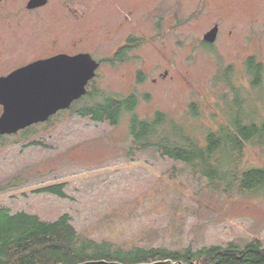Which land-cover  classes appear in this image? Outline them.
Listing matches in <instances>:
<instances>
[{
  "label": "rangeland",
  "instance_id": "374dc122",
  "mask_svg": "<svg viewBox=\"0 0 264 264\" xmlns=\"http://www.w3.org/2000/svg\"><path fill=\"white\" fill-rule=\"evenodd\" d=\"M29 1L0 0V77L59 53H89L101 66L91 94L71 108L0 136V204L47 222L70 214L81 235L117 245L264 244V190L219 193V179L210 183L198 166L144 149L131 134L133 116L153 121L162 112L205 140L227 123L232 86L264 118V80L253 90L246 70L251 56L264 64V0H48L34 11ZM216 25V42L204 45ZM130 39L126 59L115 60ZM132 94L138 106L118 125L81 115ZM230 159L221 154L213 169L226 171ZM241 168H264V148L248 145ZM57 184L68 198L37 193Z\"/></svg>",
  "mask_w": 264,
  "mask_h": 264
},
{
  "label": "trees",
  "instance_id": "16d2710c",
  "mask_svg": "<svg viewBox=\"0 0 264 264\" xmlns=\"http://www.w3.org/2000/svg\"><path fill=\"white\" fill-rule=\"evenodd\" d=\"M142 41L138 40L139 43ZM132 42L130 39L126 46L119 49L114 59L125 60ZM204 45L211 44L204 41ZM246 70L251 77L253 90H259L264 80V64L251 56L247 60ZM231 89L237 102L234 101L236 104L229 108L227 123L222 124L218 131H209L205 140H200L196 135L190 136L183 125L169 120L165 113L158 112L153 121L133 116L131 134L135 143L144 141V149L153 148L163 157L181 159L191 166H198L202 169L201 175L208 177L210 183L217 179L221 181V184H216L219 193L231 195L234 192H262L264 168L244 169L241 165L248 145L264 148V118L256 120L254 111L246 109L242 88L232 86ZM97 93L96 89L93 95ZM138 103L135 94L121 99L106 98L83 110L81 115L90 116L98 122L109 121L115 126L125 112H134ZM223 153L231 159L228 160L227 170L219 172L213 169V163L221 164ZM193 171L197 172L195 169ZM226 180L228 184L224 187L223 181ZM65 187V184H57L41 188L37 193L68 198ZM95 260L123 264L161 260L183 264H264V244L253 240L244 246L230 243L227 246L212 245L198 250L192 247L170 249L152 245H117L107 239L98 240L81 235L73 225L70 214H63L58 220L47 222L37 214L25 211L12 213L0 204V264H80Z\"/></svg>",
  "mask_w": 264,
  "mask_h": 264
},
{
  "label": "water",
  "instance_id": "95a60500",
  "mask_svg": "<svg viewBox=\"0 0 264 264\" xmlns=\"http://www.w3.org/2000/svg\"><path fill=\"white\" fill-rule=\"evenodd\" d=\"M48 0H30L28 9L45 6ZM219 27L204 35L212 44L218 37ZM100 63L91 54L75 56L60 54L23 66L8 76L0 77V136L14 135L26 128L47 122L62 110L87 94V85L97 75ZM80 264H123L116 261L95 260ZM143 264H183L161 260Z\"/></svg>",
  "mask_w": 264,
  "mask_h": 264
},
{
  "label": "flooded vegetation",
  "instance_id": "af4514ba",
  "mask_svg": "<svg viewBox=\"0 0 264 264\" xmlns=\"http://www.w3.org/2000/svg\"><path fill=\"white\" fill-rule=\"evenodd\" d=\"M42 7H44V6H42ZM39 8H41V7H39ZM39 8H36V9H31V11H34V10H37V9H39ZM27 9H28V7H27ZM28 10H30V9H28ZM128 44V41L126 42V44H125V46ZM124 47V46H123ZM122 48V47H121ZM120 48V49H121ZM60 54H67V55H70V56H75V55H78V54H81V53H77V54H72V53H59V54H56V55H52V56H48V57H46V58H42V59H38V60H45V59H49V58H51V57H54V56H57V55H60ZM115 56V55H114ZM93 57V56H92ZM38 60H35V61H38ZM96 60V59H95ZM34 61V62H35ZM96 61H98V60H96ZM99 63H100V66H101V61H98ZM31 64V63H30ZM100 68V67H99ZM99 70V69H98ZM98 70H97V73H98ZM96 77H97V75H96ZM96 77L93 79V80H91L90 82H89V84L87 85V93H88V91H89V89L92 87V85H93V83L95 82V79H96ZM87 95V94H86ZM85 95V96H86ZM80 100V99H79ZM76 102V101H75ZM74 102V103H75ZM73 103V104H74ZM72 104V105H73ZM0 107H1V109H2V111H3V107L0 105ZM71 108V107H70ZM2 113V112H1ZM50 120V119H49Z\"/></svg>",
  "mask_w": 264,
  "mask_h": 264
}]
</instances>
